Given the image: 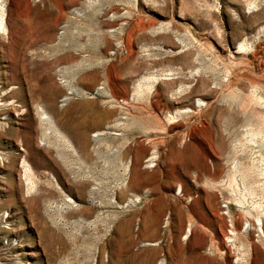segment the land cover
I'll return each mask as SVG.
<instances>
[{"label": "rangeland", "instance_id": "rangeland-1", "mask_svg": "<svg viewBox=\"0 0 264 264\" xmlns=\"http://www.w3.org/2000/svg\"><path fill=\"white\" fill-rule=\"evenodd\" d=\"M0 2V264H264V0ZM86 104L108 114L85 154L69 137L60 181L97 218L83 238L21 166L41 176L57 143L39 108L66 132Z\"/></svg>", "mask_w": 264, "mask_h": 264}, {"label": "bare ground", "instance_id": "bare-ground-1", "mask_svg": "<svg viewBox=\"0 0 264 264\" xmlns=\"http://www.w3.org/2000/svg\"><path fill=\"white\" fill-rule=\"evenodd\" d=\"M2 18H3V5L0 2V29H2ZM245 47L246 46H244V44H240L238 46L237 50L238 51H244V50H246ZM157 79H158V77H156V76L146 77V78H143L140 82H137V83H138V86H140L141 83H147V82L148 83H150V82L151 83H155L157 81ZM68 94L69 95H73L74 94L73 90H69ZM67 98H69V97L67 96L65 99L67 100ZM52 107H53V105H52ZM82 108H83L82 111H80L79 114H78L79 115V117H78L79 119H78V121L76 123V126L70 128V127H67V125H66V129H68L66 132H63L62 129H61L62 126H65L64 123L62 124V123L59 122V124H56L55 123L56 121L54 120V118H53V116L51 114H49L43 108H39V115H40L41 122L43 123V125L46 128L45 129V134L47 135V137L50 136L49 139L52 138L51 136L55 135L57 143H56V145L54 147V151L53 152L43 151L41 153V167L40 168L42 170V175L44 177L42 175L41 176L38 175L39 174V171H37L38 168L32 167L25 160L22 161V166L21 167H22V170H23V180H24V183L26 185V194L28 196H30V195L34 194L35 192H37V189H38L39 183L41 182V179L45 178L44 182L46 184L55 186L56 189H57V191L55 193H48L47 190H46L45 197L46 198H48V197H51V198L58 197V198L62 199V203L57 206V209H58V212H59V217H60V218H58V221L59 222L62 221L63 226L64 225H69L68 228H69V231L71 232V235H75V233H77V231H78V232H80L82 234V236L84 238L85 236H87V237L90 236V232L95 230L94 226L96 224L95 221H96L97 218L89 219L90 210L85 208L84 206H81L79 204V202L82 199V196H80V200H79V202H77L72 196H70L63 189L62 185L60 184L61 178L65 174H69V172H70V169L69 170L64 169V166L66 165V159H65V155H64L63 149L64 148H68L73 154H76V150H75V148L73 146V143H72L71 139L69 138L71 136V138H74L76 140V142L78 143L81 152L83 154H85V149L88 148V147H86L87 146L86 132L88 130H90L91 128H94L96 126L98 127V124L108 114V112L102 111V110H98V108L94 104H86ZM78 110L79 109H77V111ZM101 133H102V131L101 132L95 131L92 134L93 139H96L97 136L100 135ZM256 135H257V133H256ZM251 137L254 138L253 135H251ZM77 155H79V154H77ZM79 158H80V156H79ZM154 158H155V156H152L148 160V162H151ZM128 168H129V165L126 166V171L128 170ZM73 178H75V176H73ZM68 183H70V185H72L73 183H75V180L74 179H72V180L68 179ZM40 188L42 190L44 189L42 187H40ZM43 191H45V190H43ZM42 194H44V193H42ZM138 199H139L138 197H135L132 200V202H136ZM238 202L241 203L240 201H238ZM125 206H127V204H125V205H123L121 207H125ZM118 207H120V206H118ZM66 209L69 210L68 211L69 212L68 213L69 214L68 218H67V216L66 217L62 216L63 214L61 215V213H63ZM263 218H264V213H262L261 215L257 216L256 219H255V225L257 227V230L260 231L262 235H264ZM130 221L131 220H129L126 223H120V225L118 226V228L116 230V234L118 236V239H116V241L118 243L117 247L121 251L120 254H125V252L127 253V248L130 245V243H131V241L128 238V237H130L129 236V233H130V223L129 222ZM155 226H156V219L155 218H148V219H146V220H144L142 222L141 232H144L145 234L149 233L152 236L154 234V232H155ZM189 232H190V226H188V229L186 231V235ZM149 234H147V235H149ZM82 239L79 240V242H83ZM113 241H111V242L113 243ZM76 242H78V241H76ZM79 242H78V245H79ZM80 244H82V243H80ZM114 249H112V250L114 251ZM132 258L133 257H130V255H129L127 257V259H125V257L123 256V258H120L116 262H114V261L110 262V264H147L145 261L142 262V263H137L134 259H133L134 261H132Z\"/></svg>", "mask_w": 264, "mask_h": 264}]
</instances>
